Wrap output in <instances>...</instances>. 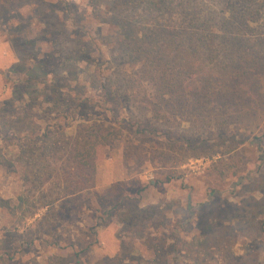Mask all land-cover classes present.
<instances>
[{"label": "rangeland", "instance_id": "1", "mask_svg": "<svg viewBox=\"0 0 264 264\" xmlns=\"http://www.w3.org/2000/svg\"><path fill=\"white\" fill-rule=\"evenodd\" d=\"M166 1L0 0V264H264V67L239 92L207 69L184 84L190 116H171L132 59L162 30L257 48L263 31L246 0ZM77 137L98 154L71 192L69 158L48 153Z\"/></svg>", "mask_w": 264, "mask_h": 264}, {"label": "trees", "instance_id": "2", "mask_svg": "<svg viewBox=\"0 0 264 264\" xmlns=\"http://www.w3.org/2000/svg\"><path fill=\"white\" fill-rule=\"evenodd\" d=\"M157 1L153 5L155 10L165 11L166 13L171 12L170 6L168 7L166 4V0ZM246 3L247 6L245 9L238 6L240 1L231 3V5L236 4L235 7L240 8L237 12L239 15L242 14L241 10H244L242 17L246 18L247 24L256 23L262 29V37H264V0H246ZM235 16V12L231 13V18ZM127 19L124 20V23H129ZM124 23L121 24L122 27H124ZM196 29L191 31L186 29L183 31V37H181L179 43H177L179 38L174 37L178 32H174L172 36L169 34L167 37L164 33L168 34V32L162 30L158 35L154 36L153 41H148V44L133 46L135 56L132 59L142 64L139 73L141 72L144 80L152 85L155 84L159 88L158 98L161 102L165 101L162 100L164 98L163 92L170 95L169 102H164L163 104L174 108L172 112L169 110L165 111L166 113H170L171 116H174L177 111L180 116H190L188 112L190 107L186 102L188 96H184L187 90L184 84L190 83V79L194 80L199 75H205L207 69L209 73L206 78L209 85L217 84L224 89H227V86L235 87L238 92L241 89H246L242 86L253 84V77L258 78L263 71L260 69L264 67V44H260L261 46L257 48L253 42L250 44L249 42L239 40L235 42V45L225 47L222 43L218 45L217 43L212 44L209 40L205 39L198 26ZM144 41L146 42V38H144ZM227 41L229 42V39ZM262 42L264 43V40ZM211 90H216V88L211 86ZM222 100L225 101L226 98L223 97ZM262 102L263 98L256 105L251 104L249 107H246L247 105L243 104L242 110H245L247 114H255L256 112L253 113V111L259 105H263ZM209 110L211 109L197 110V107H195L192 114H197V112L208 114ZM238 114L239 112H237ZM241 117L242 120H240ZM197 118L201 119L199 117ZM26 119L21 116L15 119L14 117L8 116L7 121L10 123V127H12L9 128V131H19V125H25ZM244 119V116L241 114L240 117H230L223 122L226 125H231L230 122L244 123ZM205 123L210 124L213 121H199V124L201 126L203 125L199 129H202V132L205 131ZM214 123L221 124L222 120L215 121ZM104 140L109 141L107 137ZM97 142L95 144L87 139L85 142L81 137H77L75 140L73 139L72 143L70 142L66 146H61L59 142H53L50 144L51 146L49 145L50 152L48 154L53 155L60 152L63 156L69 158V162H67L70 164L72 170L65 172L66 174L62 179L69 191L79 192L91 187L90 182L92 178L89 175L97 159ZM81 146L85 147V149H79ZM62 148L72 149V151L67 154L65 151L68 150H61ZM75 152L77 157L75 156L76 158L72 159V155ZM76 159H81L80 161L83 164L77 162ZM32 162H36V159ZM31 169L35 170V167ZM30 172L32 176H36L34 172Z\"/></svg>", "mask_w": 264, "mask_h": 264}]
</instances>
